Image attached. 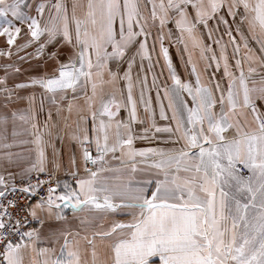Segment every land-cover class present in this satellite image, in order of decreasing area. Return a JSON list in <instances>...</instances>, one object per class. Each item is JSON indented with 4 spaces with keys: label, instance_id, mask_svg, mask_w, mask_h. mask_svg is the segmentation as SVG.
I'll list each match as a JSON object with an SVG mask.
<instances>
[{
    "label": "snow or ice",
    "instance_id": "snow-or-ice-1",
    "mask_svg": "<svg viewBox=\"0 0 264 264\" xmlns=\"http://www.w3.org/2000/svg\"><path fill=\"white\" fill-rule=\"evenodd\" d=\"M0 264H264V0H0Z\"/></svg>",
    "mask_w": 264,
    "mask_h": 264
},
{
    "label": "rangeland",
    "instance_id": "rangeland-1",
    "mask_svg": "<svg viewBox=\"0 0 264 264\" xmlns=\"http://www.w3.org/2000/svg\"><path fill=\"white\" fill-rule=\"evenodd\" d=\"M29 2L34 3L35 0H29ZM171 53L173 55L174 63L177 65V70L181 73L182 76L186 75L185 69L183 65L181 64L179 56H177L174 48L171 50Z\"/></svg>",
    "mask_w": 264,
    "mask_h": 264
}]
</instances>
